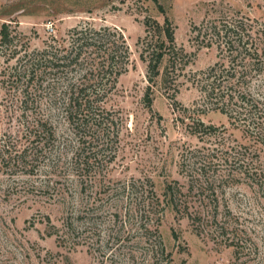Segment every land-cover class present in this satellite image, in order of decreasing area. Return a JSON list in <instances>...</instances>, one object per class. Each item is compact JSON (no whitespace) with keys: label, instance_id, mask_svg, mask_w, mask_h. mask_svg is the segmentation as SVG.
<instances>
[{"label":"rangeland","instance_id":"obj_1","mask_svg":"<svg viewBox=\"0 0 264 264\" xmlns=\"http://www.w3.org/2000/svg\"><path fill=\"white\" fill-rule=\"evenodd\" d=\"M153 21L167 24L172 43L160 46L165 31ZM3 22L25 36L15 57L0 52V137L22 158L0 156V264H264L260 189L239 174L218 177L242 154L264 159V149L243 129L240 101L203 91L213 72L263 111L264 0H0ZM78 24L113 28L128 48L127 69L98 104L113 120L107 139L89 126L78 136L60 107L34 94L24 104L2 81L23 51L67 45ZM160 49L149 80L147 58ZM43 113L37 144L31 123ZM167 185L180 212L163 200ZM184 204L192 218L202 212L191 221ZM211 215L238 229L236 256Z\"/></svg>","mask_w":264,"mask_h":264},{"label":"trees","instance_id":"obj_2","mask_svg":"<svg viewBox=\"0 0 264 264\" xmlns=\"http://www.w3.org/2000/svg\"><path fill=\"white\" fill-rule=\"evenodd\" d=\"M153 23L160 33L162 32L160 29H164L165 31L163 34L164 39L161 40L160 46L163 47L165 40L172 43L173 33L167 27V24L163 25V27L158 22L153 21ZM145 24V32L148 34L151 23L149 20H146ZM67 35V45L46 43L39 50L23 51L22 54L16 57L17 64L20 65L19 68L15 66V69L11 72L3 71L1 74L3 76L2 81L8 84V88L18 91V98L20 99L21 97L22 100L20 101L24 104L27 98H30L34 94V100L38 101L39 104H48L52 109L60 107L62 112H64L65 120L72 125L75 133H79L78 136H85L84 129L89 126L87 129L88 131L90 128L92 129V137L93 133L96 132L97 137L107 139V137H110L114 133L111 127L113 120L107 116V112L98 104L114 88L118 76L127 69L129 52L125 39L119 31L111 29L108 26H101L96 29L81 24L70 28ZM24 36L16 27L12 28L10 22L1 23L0 52H2L4 47L9 50L6 60H10L21 51V48L12 50L11 46H15L16 39L19 40ZM230 42H225L229 46L228 49L234 47ZM143 53L141 52V57L144 58ZM163 56L162 49L155 56L153 54L148 56L147 73L149 80H151L152 73L154 76L159 75V64H161ZM234 76L232 74V77ZM207 78L210 80L203 89L204 94L208 98H215L218 95V99H224L226 102L236 101L234 104L240 101L239 107L243 111L241 113L244 115L241 118L242 125L244 126L243 129L249 132L253 143L260 146L258 149H264V109L258 113L259 110L256 109V105L250 96L243 95L240 99L235 98L229 92L231 87H228L232 86L233 83L229 82V85L221 84L213 72L212 74L209 73ZM36 93L42 98H36ZM40 115L41 118L38 117V120L34 119L31 123L36 128L32 129V135L34 137L33 141L37 144H43V139L46 138L48 130L47 123L49 116H46L44 113ZM229 117L232 118L233 116L230 114ZM198 125L204 126L202 122H199ZM208 127L210 128L211 126ZM208 134L212 135L211 132ZM26 148H28V144L27 147L25 146L22 149V152ZM4 153L7 154L9 160L19 157L22 159L21 155L9 156L11 152L8 149V144L5 139L0 137V156L3 157ZM249 155V153L247 155L242 154L241 161L236 162L234 160L236 166L224 170L218 177L228 179L231 177L230 175L239 174L248 183L256 185L257 189H260V194L264 199V159L260 156L253 158ZM3 159L1 158V161ZM203 167L204 165L201 164L198 169L201 170ZM170 191L172 192L171 186H165L163 200L165 203L171 205L175 211L180 212V208L178 210V205L174 201L175 195L174 193L171 194ZM157 198L158 196L155 197V200ZM160 202L159 200L156 201V206L164 209V205H161ZM150 204L152 203L150 202ZM180 205L179 202V207ZM188 208L189 206L184 204L182 211L185 212H182V214L186 215L191 221L202 212V210L196 208L197 213L192 218V212L188 211ZM209 217L212 219V226L217 233L229 235L228 239L230 240L227 245L234 248L236 256L239 247L234 235L238 233V229L230 230L220 220L216 222L214 220L215 215ZM155 226H157V223Z\"/></svg>","mask_w":264,"mask_h":264}]
</instances>
